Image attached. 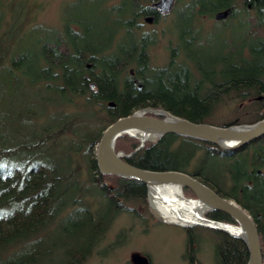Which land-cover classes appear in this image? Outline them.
<instances>
[{"label": "trees", "instance_id": "trees-1", "mask_svg": "<svg viewBox=\"0 0 264 264\" xmlns=\"http://www.w3.org/2000/svg\"><path fill=\"white\" fill-rule=\"evenodd\" d=\"M144 2L124 0L109 6V15L92 26L85 18L67 19L61 29L43 26L45 38L35 41L38 70L25 67L31 51L12 56L7 71L16 83L13 99L21 91L18 81L26 78L35 87L41 83L49 90L56 88L58 97L40 105L53 102L62 107L74 102L80 110L70 113L60 108L53 121L42 124L40 110L31 111L24 104L0 116V264H85L118 215L130 211L127 202L148 205L144 182L103 174L97 166V143L118 118L147 107L220 126L254 123L264 117V0H177L173 11L179 8L178 15L182 8L188 9L193 38L202 30L196 25L201 16L214 17L225 9H231V15L222 21H233L224 28L237 23L241 33L225 40V52L212 57L207 67L187 54L193 65L175 64L176 50L172 49L168 65L161 69L150 65L146 49L150 34L140 19L153 23L165 15ZM207 3L211 8L205 7ZM178 35L185 40L187 32L179 30ZM3 40L0 68L5 56ZM4 89L0 84V96ZM234 98L250 102L251 108L245 109L247 119L209 121L220 104ZM140 145L139 138L123 135L116 151L133 153L126 161L139 168L190 174L236 201L256 222L264 255V135L233 149L175 133ZM183 190L187 197H196L191 189ZM90 196L107 208L104 216L97 215ZM206 216L238 224L222 211ZM69 220L68 238L62 237L58 247L27 248L42 242L51 227L63 228ZM199 228L216 236L218 264H246L249 250L241 238ZM186 232L189 245L198 242L196 227Z\"/></svg>", "mask_w": 264, "mask_h": 264}, {"label": "rangeland", "instance_id": "rangeland-1", "mask_svg": "<svg viewBox=\"0 0 264 264\" xmlns=\"http://www.w3.org/2000/svg\"><path fill=\"white\" fill-rule=\"evenodd\" d=\"M124 0H0L4 13V25L0 26V39L3 40L1 50L5 54L4 65L0 68V84L5 86L0 96V116L5 111H17L23 104L31 111L34 107L40 110V124L51 122L57 116L60 108L68 112L80 110L73 102V105L59 107L56 103L41 102L50 98L58 97L56 88L47 89L43 84L33 86L26 78L18 81V88L21 89L18 99H13V84L11 73L7 68L11 63L12 56L17 51H31L33 56L24 63L25 67L33 70L40 69V64L34 59L39 51L35 41L39 37L45 38L43 26L47 28L61 29L65 20L71 18H85L87 25L92 26L103 18H106L109 6L123 3ZM154 0H145L144 4H151ZM189 1V0H183ZM126 6V5H125ZM129 6V5H128ZM206 8H211L207 3ZM179 8L165 15L160 21L151 22L145 18L140 19L144 24V31L150 34V42L146 49L149 54L150 65L161 69L168 65L172 49L176 50L175 64H190L188 56L207 67L210 59L223 54L224 41L236 38L241 30L234 23L230 28L225 29L226 23L233 20L218 21L214 17L201 16L196 23L202 30L195 33L196 38L189 32L192 28L190 13L187 8H182L177 15ZM219 12V11H218ZM125 11L121 12L124 16ZM177 15V17H176ZM8 29V31H6ZM179 30L187 32L185 40L179 38ZM189 32V33H188ZM187 54V55H186ZM193 68V67H192ZM174 73L182 74L178 70ZM16 75L21 76L19 72ZM24 81V82H23ZM236 99V98H234ZM82 103V100H78ZM254 105V103H253ZM251 108L249 101L227 100L220 104L212 113L209 121L215 123H226L240 116L247 119L245 109ZM246 109V110H247ZM112 185V183H110ZM93 202V209L98 211L99 216H104L106 207H102L100 199L93 196L88 197ZM148 200V194H147ZM105 203V201H102ZM130 211L118 215L106 232L102 241L93 248L92 255L85 264H132V255L135 252L149 253L153 264H188L184 253L187 248L188 235L186 226L180 224L166 223L160 219L158 212L142 201H129L126 203ZM71 221L63 224V228L53 226L47 232L42 242L31 244L27 248L58 247L59 241L67 239L66 230H69ZM197 237L195 248H199V258L202 264H218L215 256L216 236L212 232L201 230V225H195ZM210 229V228H209Z\"/></svg>", "mask_w": 264, "mask_h": 264}, {"label": "water", "instance_id": "water-1", "mask_svg": "<svg viewBox=\"0 0 264 264\" xmlns=\"http://www.w3.org/2000/svg\"><path fill=\"white\" fill-rule=\"evenodd\" d=\"M176 3L177 0H154L151 3V7L160 15H169L172 13ZM230 15L231 9L220 10L216 13L215 19L218 21L226 20ZM131 72L133 73V70ZM91 87L95 88V84H91ZM148 113L159 114L163 117L159 118L148 115ZM168 133H175L188 138L215 143L223 149H233L247 145L264 135V117L254 123L220 126L209 122H195L177 116L162 108L147 107L137 110L128 116L120 117L110 124L101 135L96 146V162L99 170L103 174L138 179L146 184L147 192L149 186L152 185L163 183L179 184L182 188L187 187L191 189L196 195L195 198L202 200L208 206V212L206 214L213 211H222L230 215L242 227L244 236L231 234L212 224L197 225L226 232L241 238L249 250V258L246 264H264L258 226L251 215L236 201L222 196L190 174L180 171H153L139 168L126 161V158L130 157L133 153L125 154L123 151H116L117 140L123 135H131L139 138L141 140L139 148H141L145 145L146 141H157ZM148 202L152 207L149 196ZM159 215L160 219L164 222L170 223L164 220L161 214ZM204 218L210 223L232 225V223L210 219L207 216ZM195 225L183 226L192 227ZM132 260L134 264H149L148 256L140 252L133 253Z\"/></svg>", "mask_w": 264, "mask_h": 264}, {"label": "bare ground", "instance_id": "bare-ground-1", "mask_svg": "<svg viewBox=\"0 0 264 264\" xmlns=\"http://www.w3.org/2000/svg\"><path fill=\"white\" fill-rule=\"evenodd\" d=\"M148 196L153 209L170 223L212 224L231 234L244 236V231L238 224L225 225L207 221L204 217L208 212V206L198 198L187 197L179 184L163 183L149 186Z\"/></svg>", "mask_w": 264, "mask_h": 264}, {"label": "flooded vegetation", "instance_id": "flooded-vegetation-1", "mask_svg": "<svg viewBox=\"0 0 264 264\" xmlns=\"http://www.w3.org/2000/svg\"><path fill=\"white\" fill-rule=\"evenodd\" d=\"M221 212V211H220ZM196 243L194 242L193 245H189L187 240V248L184 253V257L188 264H202L199 258V248H195ZM148 256L149 258V264H153L152 257L149 253H143ZM134 264V262L132 263Z\"/></svg>", "mask_w": 264, "mask_h": 264}]
</instances>
